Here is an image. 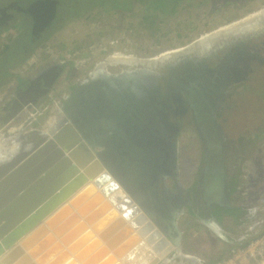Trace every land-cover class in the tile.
<instances>
[{
    "label": "water",
    "instance_id": "95a60500",
    "mask_svg": "<svg viewBox=\"0 0 264 264\" xmlns=\"http://www.w3.org/2000/svg\"><path fill=\"white\" fill-rule=\"evenodd\" d=\"M56 5L55 0H37L27 7L26 12L32 16L34 24L32 34L43 31L55 19ZM233 26L231 24L229 28ZM36 90H21L17 96L12 95L7 102L10 107L0 118V122L4 124L0 130V150L10 148L9 140L11 144L20 143L14 158L0 164V264H36L32 260L33 256L25 251L21 239L28 232L34 231L43 218L48 216L46 211L49 206L43 199L61 196L65 188L57 192V185L69 183L77 187L69 196L82 186L84 189L77 195V199L85 200V195L90 194L89 198L94 195V200L92 198L89 203L86 202L82 217L92 225L99 239L91 240L87 233L79 239L80 242L74 243L71 247H82L75 250L76 260L83 264H113L112 255L118 258L123 256L122 259L128 260L127 253L133 255L144 250L147 257L143 264H159L162 261L157 258L159 252L163 248L164 252L168 251L165 249L169 241L178 248L182 237L175 223V218L180 213L178 207L171 210L174 211L171 235L166 232L164 225V211H170L171 208L166 207L171 200H165L158 191L167 190L164 186L170 169L165 167L162 159L163 138L159 131H145V135L141 133L142 135L130 136L124 135L123 131L122 135L109 137L111 131L107 128L81 131L74 122L66 119L69 117H64L63 111V116L59 113L55 130L43 132L27 129L30 122L28 111L35 114L49 102L45 96L41 99V95L38 96L40 92ZM188 96L192 98L189 100L195 112L199 134L202 136V132L207 138L202 171L203 201L207 206L230 208L228 198L223 193L224 166L218 128L211 122L209 114L196 104L195 98L189 94ZM136 110L132 107L130 114L136 123L142 124L143 120ZM22 117L23 121L20 123ZM11 123L22 125L11 130ZM211 134L216 137L212 139ZM93 136L99 137L93 139ZM106 138H111L107 144L103 141ZM118 154L119 163L116 166L128 164L131 167L132 164L130 173L137 180H134L135 177L126 179L119 174L115 166ZM87 181L93 184L86 185ZM82 200L78 203L81 204ZM77 206L75 202L64 203L59 209L60 214H70ZM96 208L104 211L103 217L98 220L96 219L101 215L91 212ZM34 210H38L36 217L32 216L34 214L30 215ZM55 215L57 217L48 223L45 221L47 228L51 229L55 222L62 220L58 213ZM75 221H65L53 233L59 242L53 247L54 254L60 252L56 248L66 246L70 236L62 237L61 233L71 224L75 226L73 229L77 233L84 232V219L77 224ZM13 226L18 228H11ZM208 227L219 239L229 241L221 234L216 223L212 222ZM115 228L119 231L116 234L113 233ZM88 241L87 246L79 244ZM129 261L132 262L130 259Z\"/></svg>",
    "mask_w": 264,
    "mask_h": 264
},
{
    "label": "rangeland",
    "instance_id": "374dc122",
    "mask_svg": "<svg viewBox=\"0 0 264 264\" xmlns=\"http://www.w3.org/2000/svg\"><path fill=\"white\" fill-rule=\"evenodd\" d=\"M66 3L60 6L58 19L56 18L57 20L51 22L50 27L45 32L41 31L35 34L39 38L34 42L30 41L33 46L25 49V52L21 51L19 61L14 62L17 60L16 57L9 59V65L7 69L5 68L6 74L0 81V98L2 100L8 99L12 95L17 96L21 90L31 88L37 89L38 93L40 92L38 96L41 95V99L42 96L48 98L49 102L40 111L35 112V114L28 111L30 122L27 129L43 132L55 130L59 113L62 114V111H66L63 107L65 102L68 99L75 101L72 96L73 90L82 82L86 84L95 78H104L103 73L108 74V76H118L126 75L128 71L140 69L147 75L146 71H151L148 69L160 61L144 64L139 63L140 60L154 58L164 52L185 48L189 45L192 46L200 37L211 32H214L215 35L229 33L241 24L243 26L249 24L248 26L251 25L252 28L257 27L264 33V19L256 18L260 13L264 15V0H177L173 3L175 4L173 13L154 14V21L156 22L154 32H150L147 26L140 24L143 10L138 0H130L129 8L126 9H117L107 5V3H102L105 5L97 7L89 3L88 0H70ZM257 12L260 13L255 17L249 16ZM237 21L236 25L228 29V25ZM27 26L31 29L29 32L32 33V24L27 23ZM223 26L228 27L224 28ZM220 27L224 29L219 30ZM6 29H0V36L3 35L6 41L14 40L18 34L19 26L17 24L11 25L9 32L12 33L9 34L4 33L7 31ZM33 36L34 34H28L26 38L31 40ZM184 50L180 53L186 52ZM1 57L0 54V59ZM128 58H133V63L127 62ZM128 74L130 75V72ZM256 79V83H250L244 90L243 99L238 100L231 95L225 100L226 105L231 108L230 110L227 109L226 115L223 116L226 124L224 130L226 142L235 143L236 139L241 136L248 135L264 126V69ZM37 82L38 84L34 86ZM121 90L123 91L119 88V91ZM241 90L243 91L242 88L238 91ZM71 96L72 98H70ZM119 96L117 104L120 111H125V116L130 115V109L136 104V98L129 95ZM10 100L4 101L3 104L7 105ZM234 106H239V110L236 111ZM9 107L10 105H8ZM6 112L7 110L5 112L0 111V115H4ZM23 117L20 123H22ZM177 121L179 131L171 140V146L174 148L173 162L175 168L171 176L165 180L166 188L175 192L177 189L175 185L186 190L189 181L196 182V169L200 167L198 164L202 161L204 148L203 139L198 137L197 132L189 123V114ZM20 123H11V130L20 127L22 125ZM3 125L0 122V130ZM1 137L0 135V139ZM103 141H106L107 144L111 138H106ZM11 145L9 140L8 147ZM242 170L248 174L247 185H244L240 190L241 196L244 198L245 208L247 210L258 206L264 208V146L256 150L253 160L246 162L242 166ZM187 172L190 175L189 179ZM158 193L164 197V191H158ZM167 198L169 199L168 194L166 195ZM73 199L67 201L66 204H69ZM166 208H171L167 212L173 215L174 211L171 210L177 208V205L172 201ZM179 208L180 213L175 218V223L178 231L182 233L181 238L185 237L186 241L191 243L189 251H192L193 255L188 258L183 257L184 253L182 254V252L189 248L184 250V246L187 245H182V239L178 243V248L173 247L172 242L169 241L167 245L172 248L165 252V258H159L162 260L159 264H187L185 262L190 263V260L201 255L207 261L221 255L225 257L227 251L230 252L226 242L215 237L213 239L208 237L207 227L199 222L196 223V219L200 218L198 215V217L192 215L191 212L189 214L188 211L187 213L182 206ZM73 213L75 214L74 209L71 210L70 214L73 215ZM83 218L79 217L77 222L82 221ZM251 224L252 222L247 227L249 228ZM211 225V221L206 223V226ZM74 227L73 225L71 229ZM240 229L242 230V228ZM240 229L237 230L240 232ZM28 234L29 232L22 237L21 244L24 239L26 240ZM221 234L223 235V233ZM240 236L242 235L235 237ZM40 237L43 239L37 240L35 243L39 244V242L45 241V243L47 242L45 246L39 248L38 245L36 249L30 248L34 254L35 250L39 249L36 257L42 260L39 262L40 264H55L59 260L67 261L66 256L75 264V254L74 256L70 255L68 245L67 247L62 246V248L59 246L56 249L61 252L56 256L59 260L55 258L53 262L49 263L54 254L53 246L59 242L51 230ZM51 247L52 250L50 251ZM43 257L45 258L43 259ZM32 260L36 262L35 258Z\"/></svg>",
    "mask_w": 264,
    "mask_h": 264
},
{
    "label": "flooded vegetation",
    "instance_id": "af4514ba",
    "mask_svg": "<svg viewBox=\"0 0 264 264\" xmlns=\"http://www.w3.org/2000/svg\"><path fill=\"white\" fill-rule=\"evenodd\" d=\"M35 1L37 0H0V29L11 24L29 23V25L32 24L34 31L32 16L26 12V9ZM55 1H57L56 7L60 6L59 0ZM176 1L172 0L171 4ZM56 7L55 15L57 16L54 20L58 19L60 13V7L58 13ZM248 25L241 24L237 29L223 35H215L214 32L203 35L205 40L202 43L196 41V44L184 50L186 52L183 54L176 53L153 64V67L148 69L151 71H146L147 75L143 70L135 69L128 71L126 75L108 76L103 73L104 78H95L86 84L82 82L73 90L72 96L75 101L68 99L63 106L66 110L65 117H69L71 122L80 127L81 131L107 128L111 131L110 135H122L124 131V135L127 136L141 133L145 135V131H159L163 138L162 159L165 167L170 169L168 176H171L175 168L174 148L171 146V140L179 131L177 120H182L189 114V123L204 142L202 161L196 170L197 180L190 190L189 187L182 190L181 186L179 189L177 185H175L176 192L170 189L165 190L164 197L166 198L168 194L171 202L174 201L178 208L182 206L189 214L191 212L192 215H198L200 218L196 219V223L199 222L208 227L206 223L211 221L219 224L220 227H226L228 234L225 235L230 239L226 242L228 245H233L253 235L259 226H256L252 231L248 230L249 233L243 232L242 236L233 239L230 236L231 232L239 227L233 228L232 221L226 226V216L220 214L219 220L212 213L213 209L220 206H207L203 201L202 171L207 138L202 132V136L199 134L195 112L189 100L192 98H189L188 94L195 98L196 104L203 109L202 111L209 114L211 122L218 128L224 166L223 193L228 197L229 183L232 180L230 176L237 174V168H240V165L242 172V166L246 163L240 164V160L246 154L241 153L239 149L248 150V148L242 147L251 143L249 140L254 137V132H258L257 129L248 134L249 136L244 137L239 143L238 139L235 143L226 142L224 136L226 124L223 116L226 115L227 109H231L226 105L225 100L231 95L238 100L243 99L244 90L250 83L257 82V76L264 69V33L257 27L252 28L251 25ZM49 27L48 25L43 31ZM23 29L19 27V36L25 34L26 30L23 31ZM34 36L30 41L34 42L39 38L37 35ZM22 51L25 52V49ZM129 72L131 76L128 74ZM36 84L38 82L34 86ZM119 88L123 91H119ZM241 88L243 91H238ZM14 93L16 94V91ZM119 95L136 98L133 108L137 109L136 113L142 118V124L136 123L131 114L125 116V111H120L117 104ZM234 107L237 109L236 111L240 108L239 106ZM6 110H8V105L0 107V111L5 112ZM2 117L3 115H0V118ZM211 137L213 139L216 136L211 134ZM254 209L257 210V207L249 210V215ZM249 215L244 219L250 217Z\"/></svg>",
    "mask_w": 264,
    "mask_h": 264
},
{
    "label": "trees",
    "instance_id": "16d2710c",
    "mask_svg": "<svg viewBox=\"0 0 264 264\" xmlns=\"http://www.w3.org/2000/svg\"><path fill=\"white\" fill-rule=\"evenodd\" d=\"M11 1H15V0H11ZM67 1L69 2L70 0H59V3H60L59 5L61 6L62 4H67L66 3ZM171 1L172 0H138V2L141 3L140 6H141V9L143 10V14L141 16L142 22L140 24L147 26V28L150 32H154V30L156 29V22L154 21V17H153L154 14H156V13H159V14L173 13L174 8H175V4H171L172 3ZM88 2L92 3V5L97 6V7L99 5L100 6L105 5L102 3H107V5L114 6V8H117V9L118 8L119 9H126V8H129L128 6L130 5V4H128L130 2V0H88ZM60 6L56 7L57 13H58V8ZM74 13H76V12H74ZM26 24H20L19 23L20 26L19 25L18 26L24 28L26 30V32L23 29L25 34L19 36L20 33H18L16 38L12 41L11 40L6 41V39H3V35L0 36V45H1L0 54L2 56L0 59V81L3 78V76H5V74H6L5 68L7 69V66L9 65V63H8L9 59L16 57L17 60L14 62L19 61L20 60L19 57L22 53L21 51L33 46V44H31L30 40H28L26 38V35L31 34L30 33L31 29ZM11 25H13V24H11ZM11 25L5 27V29L7 28L6 29L7 31L4 33H8V34L12 33V32H9V31H11V29H9L11 27ZM15 25L16 24H14V26ZM2 29H4V28H2ZM29 29H30V32H29ZM45 31H46V29L42 32H45ZM235 110H237V109H235ZM246 136H249V135L245 134V136H241L240 138H238L237 142L239 143ZM249 141L251 143H248L242 147V148H248V150L245 151V150L239 149L241 153L246 154L244 156V158H242L240 160V164L247 162V161H252L254 158L256 150L259 149L260 147L264 146V126L259 128L258 132H254V137L251 138V140H249ZM251 144H252V146H251ZM247 175L248 174H246V176ZM230 177L232 178V180L229 183L230 189L228 188L229 189L228 199L231 203L235 204L236 206H234V208H231V209H225V208L222 209L220 207H216L215 209H213V212H212L213 216H216L219 220H220L221 215L226 216V217H230L232 219L233 228H235V229H237V227H239V229L242 228V230L240 229V232H239V230H233L231 232V236L233 239L237 238L235 236L242 235L243 232L249 233L247 225L250 222H252V220L255 219V220L262 221L260 227L256 229V231H255V233H253V235H250V236L246 237V239L239 241L233 245L227 246V248H230V250H232V249H235L237 247L245 246V244L249 240L257 238L264 233V208L257 207V210L255 212H253V214L249 215L250 214L249 210H247L246 208H243L241 206L243 199L241 198L240 190L248 181V178L243 179L242 172H241V165H240V168L239 167L237 168V174L235 176H230ZM247 215H249L250 217L244 219ZM227 239H229V238L227 237ZM227 252L229 253V251H227ZM222 258H224V255L218 256L212 260H207V261L203 260L202 264H216ZM185 263L192 264L189 262H185Z\"/></svg>",
    "mask_w": 264,
    "mask_h": 264
},
{
    "label": "bare ground",
    "instance_id": "6f19581e",
    "mask_svg": "<svg viewBox=\"0 0 264 264\" xmlns=\"http://www.w3.org/2000/svg\"><path fill=\"white\" fill-rule=\"evenodd\" d=\"M262 12V11H261ZM260 12H257L256 14H252V15H249L251 18L252 17H255L257 14H259ZM248 16V17H249ZM264 15H263V13H260L259 15H257L256 16V18L257 19H261V20H263L264 18ZM255 18V19H256ZM245 19V18H244ZM238 23V21L237 22H235V23H232V24H234V25H236ZM264 25V24H263ZM229 26V25H228ZM228 26H223L224 28H226V27H228ZM223 27H220V29L219 30H221V29H224ZM249 28V27H248ZM230 29V28H229ZM225 34H226V32H225ZM205 40V38L202 36V37H200L198 40H197V42H200V43H202L203 41ZM191 47V45H189V46H186L185 48H181V49H177V50H172V51H167V52H164V53H162L161 55H158L157 57H154V58H150V59H142V60H140L139 61V63H151V62H153V61H157V60H159V61H162L164 58H168L169 56H171V55H173V54H176V53H180L181 51H183L184 49L186 50V49H188V48H190ZM126 59V58H125ZM135 60H138V59H135ZM127 62H129V63H133V58H128V60H127ZM119 121V120H118ZM118 121H116V123L118 122ZM122 121H124V120H122ZM104 122H105V120H104ZM114 124V123H113ZM118 124H119V122H118ZM94 125V124H93ZM63 128H65V127H63ZM67 128V127H66ZM92 128V127H91ZM90 128V129H91ZM85 131V130H84ZM99 136H93V139H95V138H98ZM8 140V138L6 139V141ZM5 141V142H6ZM19 146H20V143H13L12 145H11V147L10 148H7V149H4L3 151L2 150H0V164H3L4 163V160H10L11 158H14V156H15V154H17V149H19ZM119 156H120V154H118L117 155V161H116V163H115V166H116V164H118L119 163V161H118V159H119ZM131 167H132V164H131ZM131 167H130V165H128V164H124L123 166L121 165H119V166H116V168L118 169V171H119V174L121 175V176H123L124 178H126V179H128V178H131V177H135L136 178V176H134L133 174H131L130 173V171H131ZM134 180H137V179H134ZM89 183H92L93 184V182H91V181H87L86 182V185L87 184H89ZM74 187V188H73ZM84 187H86V186H84ZM180 187V186H179ZM63 188H65L64 190H63V193H62V195L61 196H52L51 198L49 197V198H44L43 199V201L45 202V203H48L47 204V206H49V209L46 211L47 212V215L48 216H45V218H43L44 220L43 221H41V223H39L36 227H35V229H34V231H32V232H30L29 234H28V237L26 238V240L24 239L23 241V245L25 246V249H27V252L29 253V255L30 256H33L32 258L34 259L35 258V260H36V264H40L39 262L40 261H42V260H40L39 258H37L36 257V254L37 253H39V250H35V254L33 255V252H32V250L30 249V248H34V249H36V248H38V245H39V248H43L44 246H45V244L47 243H45V241H42V242H39V244H37V243H35L38 239L39 240H42L43 238H40V236L41 235H43V234H45V231H44V227H46L45 226V221H46V223H48L50 220H49V218L51 217V216H53L54 215V217H57V215H55L56 213H58L59 214V217H61V218H63V216L64 215H66V214H68V212H66V213H64L63 215L62 214H60V207H61V205H63L64 203H66L67 201H69L70 199H73L72 201H71V203L73 204V202H75V204H77L78 206H77V210H78V212L80 213V215L81 216H83V210L85 209V207H86V205H87V203H89V201H91V199L92 198H88V197H84V198H86L85 200H82V198L80 199V200H82L81 201V204H79L78 202L80 201L79 200V198L77 199V195H78V192L80 193V191H82L84 188H83V186L76 192V193H74V194H72L71 196H69L72 192H73V190H75L77 187H75L72 183H69V184H61V185H57V187H56V189H58L57 190V192H59L61 189H63ZM82 189V190H81ZM77 190V189H76ZM69 196V197H68ZM85 196H87V195H85ZM35 198V197H34ZM83 198V199H84ZM95 198H93V200H94ZM88 201V202H87ZM87 202V203H86ZM59 210V211H58ZM66 210H67V208H66ZM37 212H38V210H34L30 215H32V214H34V215H32V216H37ZM91 212L93 213H95V214H99V215H101L100 213H101V210H99V209H92L91 210ZM55 213V214H54ZM91 213V214H92ZM85 218V217H84ZM98 219H100V217L98 216V218L96 219V220H98ZM174 219V214L172 215V214H170L169 212H166V211H164V215H163V220H164V225L166 226V228H167V233H170L171 232V230H172V226H171V220H173ZM32 220V219H31ZM86 220V219H85ZM99 222V221H98ZM58 224V222H55V224L54 225H57ZM20 225H22V223L20 224ZM19 225V226H20ZM11 228H13V229H15V228H18V226H13V227H11ZM47 228V227H46ZM49 229V228H48ZM52 229V230H51ZM51 229H49V230H51L53 233L58 229V227H51ZM86 230H87V228H86ZM89 230V229H88ZM123 230V229H122ZM74 230H71L70 231V233H75L76 231H74ZM119 232V231H118ZM117 232V229L115 228L114 229V231H113V233L114 234H116V233H118ZM123 232V231H122ZM72 234V235H73ZM88 234H90V237H91V240L92 239H94V240H97L98 239V234L92 229V227H90V230H89V232H88ZM75 236V235H74ZM47 237V236H46ZM81 237H83V236H81ZM80 237V238H81ZM56 238V237H55ZM79 238V239H80ZM48 239H50V238H48ZM75 238H73V240H74ZM79 239H77V240H74L71 244H69L70 243V241H68L66 244H68V252L70 253V255H72V256H74V254L75 253H77L75 250H79L81 247L79 246V247H75V248H73V247H71L74 243H76V242H80V240ZM55 240V239H54ZM56 240H58V238H56ZM90 240V241H91ZM99 240V239H98ZM90 241H88V243L87 244H89V242ZM83 243H85V242H83ZM82 242L81 243H79L80 245L81 244H83ZM52 244V243H51ZM85 245V244H84ZM87 246V245H86ZM54 247V246H53ZM64 247H67V245L66 246H64ZM173 247H175L174 245H173ZM166 248L167 249H165V251L166 250H168L169 251V249H171L172 247L170 246V245H167L166 246ZM57 249V248H56ZM50 251L52 250V247L49 249ZM151 250V249H150ZM167 251V252H168ZM164 252V248H163V250L161 251V252H159V254L157 255V258H162V256L164 257V255H165V252ZM130 254H132V253H127V255L126 256H128L129 255V257H127L128 258V260H124V259H122V258H124L123 256H120L119 258L118 257H116V256H113L112 255V258H113V260H114V262H113V264H129L130 263V261H129V259L132 261V264H137V263H139V264H143V261H145V259H146V257H147V253H146V251H144V250H140L139 251V253L138 254H133V255H130ZM54 256V255H53ZM45 257H43V259H44ZM50 259L52 258V257H49ZM65 258H67L68 259V257L66 256ZM57 260H59V258L57 259ZM70 260V258L68 259V261H67V263L66 264H73L71 261H69ZM44 261V260H43ZM60 261V260H59ZM59 261H57V262H55V264H58V262ZM44 262H46V261H44ZM59 264H63V261H60L59 262ZM75 264H81V262L80 261H78V260H76V262H75ZM264 264V263H263Z\"/></svg>",
    "mask_w": 264,
    "mask_h": 264
},
{
    "label": "crops",
    "instance_id": "0c3cea01",
    "mask_svg": "<svg viewBox=\"0 0 264 264\" xmlns=\"http://www.w3.org/2000/svg\"><path fill=\"white\" fill-rule=\"evenodd\" d=\"M0 100H2V98H0ZM198 165H200V164H198ZM196 167H197V165H196ZM198 168V167H197ZM197 170V169H196ZM187 175H188V172L186 173ZM242 176H243V179H245V178H247V176H246V173L242 170ZM189 177H190V175H188V179H189ZM192 180V179H191ZM195 183L196 182H194V181H189V183H188V187H189V190H190V188H193V186L195 185ZM90 184V183H89ZM245 185H247V183L245 184ZM164 187H166V185L164 186ZM244 192H246V190H244ZM85 197H90L89 196V194H87V196H85ZM92 198H95L94 197V195L92 196ZM228 198V197H227ZM241 198L243 199V201H242V203H241V206L243 207V208H245V206H244V204H243V202H244V198L241 196ZM165 200H166V198H165ZM228 201H229V199H228ZM229 204H230V208H225V209H231V208H234V206H236L235 204H233V203H231L230 201H229ZM220 208H222V209H224L223 207H220ZM255 208V207H254ZM74 212H75V214L74 215H71V214H66V215H64L63 216V218H62V220L61 221H58V224L57 225H53V227L55 228V227H58V229H59V225L60 224H63L65 221H72V220H76L75 222V224H77V223H79V222H77V219L79 218V217H82L81 215H80V213L78 212V210H77V208L76 209H74ZM55 214V213H54ZM101 216H100V218H102L103 217V214H104V211H101ZM68 216V217H67ZM54 218V215L53 216H51L50 218H49V220L51 221L52 219ZM84 219V218H83ZM227 221H226V226H228L229 225V222L230 221H232V219L230 218V217H227V219H226ZM84 222L85 223H83L84 225H83V230H84V232L83 233H80V232H75L73 235H72V233H70V231L71 230H74V229H71V227L73 226V224H71L69 227H68V229H66V230H64L62 233H63V235H61L62 237L63 236H66V237H68V236H70L69 238H67V239H69L68 241H70V243L69 244H71L72 242H71V240H73V238H75L74 240H77V239H79L81 236H83L84 234H87L88 232H89V230H90V227H92V225H90L85 219H84ZM217 224V223H216ZM219 227H220V225L219 224H217ZM86 228H87V230H86ZM89 229V230H88ZM207 229L209 230V232H207L208 233V237H210L211 239H213L214 237L215 238H217V239H219L214 233H213V231L209 228V227H207ZM178 230V229H177ZM44 231H45V233L47 232V231H49V229L48 228H46V227H44ZM220 232L221 233H223V235L225 236V237H227V235H225V234H228L227 232V228L226 227H224V226H222V227H220ZM61 233V234H62ZM211 233H213V234H211ZM230 234V233H229ZM75 235V236H74ZM194 235H195V233H194ZM85 236V235H84ZM231 236V235H230ZM40 238H43V237H40ZM47 238H50V237H47ZM182 239V245H184V244H186L187 246H184V250H186L187 248H191V243L190 242H188V241H186V239H185V237L184 238H181ZM39 240V239H38ZM67 241V242H68ZM180 242V243H181ZM83 243V242H82ZM88 242H86V243H83V244H81L82 246H84V244H85V246L86 245H88L87 244ZM66 245H68V244H66ZM82 248V247H81ZM190 248L187 250V251H185V252H182V254L184 253V255H183V257H190L191 255H193V253H191L192 251H189L190 250ZM37 250H39V249H37ZM78 251V250H77ZM60 253V252H59ZM59 253H56L54 256H53V258H52V260L51 261H49V263H51V262H53V260H55V258H56V256H58L59 255ZM33 255H34V251H33ZM57 259V258H56ZM69 259V258H68ZM68 259H67V261H68ZM194 259V260H193ZM192 260H190V263H193V264H200L203 260H204V257L201 255V256H197V258H193ZM76 260V259H75ZM66 260L65 261H63V264H66V262H67ZM70 261V260H69ZM81 262V261H80ZM75 263V262H74ZM81 263H83V262H81Z\"/></svg>",
    "mask_w": 264,
    "mask_h": 264
},
{
    "label": "built area",
    "instance_id": "2783aa9c",
    "mask_svg": "<svg viewBox=\"0 0 264 264\" xmlns=\"http://www.w3.org/2000/svg\"><path fill=\"white\" fill-rule=\"evenodd\" d=\"M3 39L4 36H3ZM1 52V45H0ZM11 97L5 100H0L1 105L4 106V101L10 100ZM261 207V206H258ZM254 209L253 212H255ZM253 212L251 214H253ZM262 221L260 220H252V224L248 228V230H253L256 226L260 227ZM258 227V228H259ZM264 263V233L252 240H249L245 246L237 247L234 250H230L227 255L218 261L216 264H263Z\"/></svg>",
    "mask_w": 264,
    "mask_h": 264
}]
</instances>
